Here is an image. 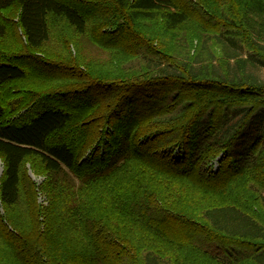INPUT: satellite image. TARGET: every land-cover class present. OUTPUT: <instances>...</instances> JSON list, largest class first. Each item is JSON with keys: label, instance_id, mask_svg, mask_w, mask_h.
I'll list each match as a JSON object with an SVG mask.
<instances>
[{"label": "trees", "instance_id": "obj_1", "mask_svg": "<svg viewBox=\"0 0 264 264\" xmlns=\"http://www.w3.org/2000/svg\"><path fill=\"white\" fill-rule=\"evenodd\" d=\"M52 17L64 20L78 37L111 50L125 79L114 83L98 75L86 77L79 58L69 66L63 59L41 57L52 39ZM193 23L202 35L194 52L184 37L159 42L161 34ZM14 28L23 41L0 44V233L17 264H57L64 252L49 230H39L35 204L30 205L31 232H25L23 220L9 215L21 201V171L29 156L42 161L48 186L64 193L72 187L62 178L65 173L88 182L103 180L121 156L120 163L146 160L156 170L200 187L222 175L257 174L263 167L264 79L257 70L264 67V0H0V39ZM135 58L138 67L132 65ZM22 81L25 88L15 89ZM42 82L54 84L52 90H41ZM107 125L113 132L101 131ZM101 135L110 142L105 154L83 158ZM178 145L186 151L181 160L170 156ZM221 153L219 174H213L208 165ZM257 197L264 205V190ZM149 210L144 220L154 225ZM203 217L229 238L260 240L248 256L264 264V224L245 208L216 205L204 209ZM93 227L97 252L87 262L79 253L82 260H126L105 226L94 221ZM219 258L223 264L239 261ZM137 264L167 261L147 251Z\"/></svg>", "mask_w": 264, "mask_h": 264}, {"label": "rangeland", "instance_id": "obj_2", "mask_svg": "<svg viewBox=\"0 0 264 264\" xmlns=\"http://www.w3.org/2000/svg\"><path fill=\"white\" fill-rule=\"evenodd\" d=\"M50 25L52 39L40 52L41 57L55 61L63 59L69 66L75 58H79L82 63L80 68L86 77L89 74L98 75L114 80V83L125 79L123 66L111 50L98 46V43L87 37H78L64 20L52 17ZM148 25L155 28L153 23ZM148 33L151 35L153 31L149 29ZM200 36L197 25L193 23L174 34H161L158 40L162 44H171L184 37L191 43L192 53L200 43ZM21 41L22 34L14 28L6 38L0 39V44L12 46ZM132 65L138 67L137 58L132 61ZM257 72L264 79V67H260ZM77 79L79 77L62 81L67 84ZM60 85L64 86L63 82ZM25 86L26 83L22 81L16 84L15 89L23 90ZM51 86L54 84L42 82L40 89L48 92L52 90ZM178 108L175 107L171 112L178 111ZM105 130L113 132L111 125L101 128V131ZM104 135H101L100 143L86 150L83 158L88 160L105 154V145L110 142H105ZM182 146L173 148L170 156L176 160L183 159L186 151ZM223 155L219 154L209 163L211 173L219 174V161ZM259 157L263 160L264 150L259 152ZM121 161L122 156L114 160L113 166H116L108 178L94 182L65 173L62 178L72 187L64 193L48 186L42 161L37 156H29L21 171V201L9 215H16L19 222L23 220L25 232H31L33 216L30 205L35 204L38 209L37 220L40 221L39 230H49L54 241L61 243L64 252L67 251V254L63 252L57 258V264H87L79 253L88 257L85 258L86 262L96 255L97 241L94 240L93 246L92 234L96 230L94 227L90 229L94 221L104 225L105 232L111 233V238L122 251L120 256L124 255L126 259L113 260L114 256H109V263L105 261L107 264H130L132 260L137 264V258L147 251L165 258L167 264H223L217 260L219 257L233 261L238 258L235 264H257L248 255L254 252L255 244L260 240L254 242L229 238L215 231L203 217V211L208 207L235 203L264 224V205L257 197L258 192L264 190L263 164L257 174L246 170L243 176L222 175L209 187H200L185 177H172L158 171L146 160ZM3 168L0 158V177ZM146 209L151 210L148 215L156 217L154 225L144 220ZM0 212L3 213L1 203ZM21 227L17 224V228ZM8 244L0 233V263L17 264ZM9 247L10 251L7 250Z\"/></svg>", "mask_w": 264, "mask_h": 264}]
</instances>
